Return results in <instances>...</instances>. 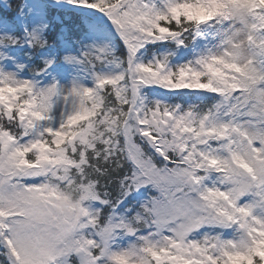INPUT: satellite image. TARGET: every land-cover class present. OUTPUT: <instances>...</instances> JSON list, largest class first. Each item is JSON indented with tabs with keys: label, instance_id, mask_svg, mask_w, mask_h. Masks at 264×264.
I'll use <instances>...</instances> for the list:
<instances>
[{
	"label": "snow or ice",
	"instance_id": "1",
	"mask_svg": "<svg viewBox=\"0 0 264 264\" xmlns=\"http://www.w3.org/2000/svg\"><path fill=\"white\" fill-rule=\"evenodd\" d=\"M0 264H264V0H0Z\"/></svg>",
	"mask_w": 264,
	"mask_h": 264
}]
</instances>
